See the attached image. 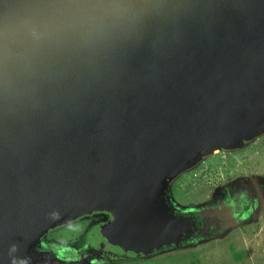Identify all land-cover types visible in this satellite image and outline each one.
<instances>
[{
	"label": "water",
	"instance_id": "obj_1",
	"mask_svg": "<svg viewBox=\"0 0 264 264\" xmlns=\"http://www.w3.org/2000/svg\"><path fill=\"white\" fill-rule=\"evenodd\" d=\"M262 130L264 0H0V264H91L37 240L107 206L125 255L175 241L167 174Z\"/></svg>",
	"mask_w": 264,
	"mask_h": 264
},
{
	"label": "rangeland",
	"instance_id": "obj_2",
	"mask_svg": "<svg viewBox=\"0 0 264 264\" xmlns=\"http://www.w3.org/2000/svg\"><path fill=\"white\" fill-rule=\"evenodd\" d=\"M167 176L166 210L185 219V230L175 241L135 256L143 258L115 260L121 255L116 258L95 235L100 222L117 220L110 206L47 230L37 245L91 264H264V130L204 148Z\"/></svg>",
	"mask_w": 264,
	"mask_h": 264
},
{
	"label": "flooded vegetation",
	"instance_id": "obj_3",
	"mask_svg": "<svg viewBox=\"0 0 264 264\" xmlns=\"http://www.w3.org/2000/svg\"><path fill=\"white\" fill-rule=\"evenodd\" d=\"M245 206H243V207H241L240 209H239V213H241L240 214V216H243V214H245ZM195 217H197L196 216V214L194 215ZM106 223H108V222H100V225L99 226H101V225H103V224H106ZM243 228L244 229H246V226L244 227L243 226ZM243 229V230H244ZM240 231H242V230H240ZM228 232V231H227ZM104 238L103 237H100V240L102 241ZM104 242V241H103ZM105 244L106 245H108L106 242H105ZM109 246V245H108ZM161 247V246H160ZM109 248H110V250H109V252L110 251H112L113 250V255L116 257V255L117 254H119V255H121V257H119V258H117V259H115V260H121V261H123V262H125L126 260H131V259H136V258H143V256H138V257H135V256H130V257H128V256H126L124 253H123V249H120V248H118L117 247V249L115 248V247H113V246H109ZM112 248V249H111ZM114 248V249H113ZM170 248V247H169ZM36 249H38V250H40V251H47V252H49V255H54V256H58V257H60V258H62V259H64V260H68V259H73V260H77V259H84V258H81V257H77V256H72V254L71 255H67V254H65L64 252H60L59 250H55V249H53V248H45L44 246L43 247H40L39 245H37V247H36ZM119 251V253H117ZM152 251H155L154 249L152 250ZM122 252V253H121ZM159 251H157V252H155V253H153V254H156V253H158ZM112 253V252H111ZM151 254V253H150Z\"/></svg>",
	"mask_w": 264,
	"mask_h": 264
},
{
	"label": "trees",
	"instance_id": "obj_4",
	"mask_svg": "<svg viewBox=\"0 0 264 264\" xmlns=\"http://www.w3.org/2000/svg\"><path fill=\"white\" fill-rule=\"evenodd\" d=\"M80 243H82V242L80 241Z\"/></svg>",
	"mask_w": 264,
	"mask_h": 264
},
{
	"label": "bare ground",
	"instance_id": "obj_5",
	"mask_svg": "<svg viewBox=\"0 0 264 264\" xmlns=\"http://www.w3.org/2000/svg\"><path fill=\"white\" fill-rule=\"evenodd\" d=\"M68 221V220H67ZM66 222V221H65Z\"/></svg>",
	"mask_w": 264,
	"mask_h": 264
}]
</instances>
